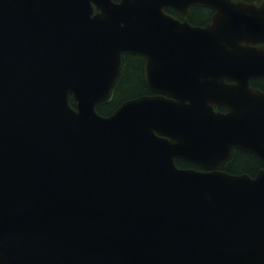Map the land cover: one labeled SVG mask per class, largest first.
<instances>
[{"label": "water", "instance_id": "1", "mask_svg": "<svg viewBox=\"0 0 264 264\" xmlns=\"http://www.w3.org/2000/svg\"><path fill=\"white\" fill-rule=\"evenodd\" d=\"M192 4L216 11L205 66L147 68L160 95L101 116L122 55L151 61ZM260 42L264 0H0V264H264V170L216 171L234 147L264 165Z\"/></svg>", "mask_w": 264, "mask_h": 264}, {"label": "flooded vegetation", "instance_id": "2", "mask_svg": "<svg viewBox=\"0 0 264 264\" xmlns=\"http://www.w3.org/2000/svg\"><path fill=\"white\" fill-rule=\"evenodd\" d=\"M258 1L260 2L261 0ZM164 10L170 16H172V19L175 21L174 23H170L167 26L168 32L166 33L172 38L171 39L172 41L170 42L171 48L169 49L171 51L159 56L160 58L154 59L153 61L154 69L157 68L158 63H161V60L169 61L167 68L175 67V66H179L180 68H185V67L191 68L195 65V60L197 55H199V62H201V60L203 62L205 60L204 53L206 52V41L202 42L203 40H201V35L195 30L204 29L209 23H211L214 12L211 11L210 9H207L204 6H198V5H194L190 7L189 16L184 15L182 12H180L175 8H165ZM262 45L263 44H260L259 46ZM197 47H198V52L196 50ZM172 57H174L175 60H171ZM147 64H148V58L144 55L127 53L123 56V67L125 71V74L122 77L123 89L126 90L127 88L125 87V85L126 82L128 83V79H129L128 72L130 74V71H134V69H138L141 71L143 83L147 87L144 89V93L132 98L157 95V93L150 88L146 80L145 71L147 68ZM227 82L232 83L230 80H228ZM252 86L264 92V78L254 80L252 82ZM216 111L226 112L227 109L226 107L216 106ZM232 163L233 161L230 162L229 164L222 166L220 169L234 174L247 173L251 176H256V174L258 173V171L262 166L261 162L259 161V166L255 172L252 173L244 172V171L236 172L235 169L232 168L234 165ZM198 168L201 170L200 167Z\"/></svg>", "mask_w": 264, "mask_h": 264}, {"label": "trees", "instance_id": "3", "mask_svg": "<svg viewBox=\"0 0 264 264\" xmlns=\"http://www.w3.org/2000/svg\"><path fill=\"white\" fill-rule=\"evenodd\" d=\"M132 70V69H130ZM128 83L126 82V90L123 89V79L118 82V85L115 89V97L113 100L104 103L98 107V111L102 115H110L114 112L120 103L128 98L135 97L144 93V89L147 88L143 83L141 71L134 69V71L128 72ZM72 106L76 107V101L73 97L70 99ZM233 167L236 172H255L259 166V160L249 152L239 151L232 159ZM180 167H188L189 164L186 162L178 161L177 163ZM233 169V171H234Z\"/></svg>", "mask_w": 264, "mask_h": 264}]
</instances>
